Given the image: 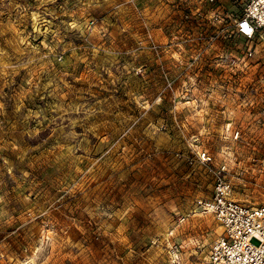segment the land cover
I'll return each instance as SVG.
<instances>
[{"label": "rangeland", "instance_id": "obj_1", "mask_svg": "<svg viewBox=\"0 0 264 264\" xmlns=\"http://www.w3.org/2000/svg\"><path fill=\"white\" fill-rule=\"evenodd\" d=\"M243 4L0 0V264H209L196 199L264 205Z\"/></svg>", "mask_w": 264, "mask_h": 264}, {"label": "built area", "instance_id": "obj_2", "mask_svg": "<svg viewBox=\"0 0 264 264\" xmlns=\"http://www.w3.org/2000/svg\"><path fill=\"white\" fill-rule=\"evenodd\" d=\"M235 29L247 41L257 38L264 42V0H244ZM251 55L248 49L246 56ZM198 157L203 163L211 160L205 151L198 153ZM230 192L229 182L218 177L211 196L195 201V207L201 213L211 214L221 229L209 247L208 262L264 264V205H246L232 198Z\"/></svg>", "mask_w": 264, "mask_h": 264}]
</instances>
